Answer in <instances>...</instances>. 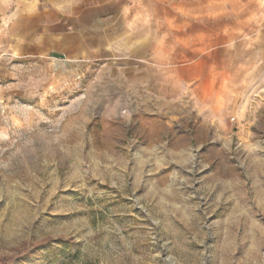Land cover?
I'll use <instances>...</instances> for the list:
<instances>
[{
  "label": "rangeland",
  "instance_id": "rangeland-1",
  "mask_svg": "<svg viewBox=\"0 0 264 264\" xmlns=\"http://www.w3.org/2000/svg\"><path fill=\"white\" fill-rule=\"evenodd\" d=\"M167 1L179 69L119 38L0 76V264H264L261 0Z\"/></svg>",
  "mask_w": 264,
  "mask_h": 264
},
{
  "label": "crops",
  "instance_id": "crops-1",
  "mask_svg": "<svg viewBox=\"0 0 264 264\" xmlns=\"http://www.w3.org/2000/svg\"><path fill=\"white\" fill-rule=\"evenodd\" d=\"M162 2L166 0H0V76L7 75L15 58L103 59L119 38H131L132 57L148 63L143 67L153 63L162 68L160 63L167 62L163 64L167 68L179 69L181 56L175 46L181 44L182 32L170 29L169 23L162 29L160 19L150 25L155 21L154 14L150 18V6ZM11 4L15 8L9 10ZM137 5L142 6L141 16L134 13ZM260 5L264 58V0ZM138 21L142 22L140 30L134 28ZM184 36L188 45L197 48L198 32H184ZM143 83H151L149 76L143 77Z\"/></svg>",
  "mask_w": 264,
  "mask_h": 264
}]
</instances>
